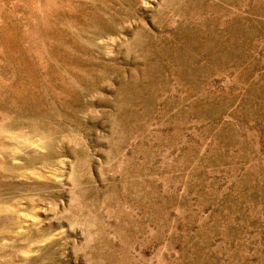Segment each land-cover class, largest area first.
Returning a JSON list of instances; mask_svg holds the SVG:
<instances>
[{"label": "rangeland", "instance_id": "rangeland-1", "mask_svg": "<svg viewBox=\"0 0 264 264\" xmlns=\"http://www.w3.org/2000/svg\"><path fill=\"white\" fill-rule=\"evenodd\" d=\"M0 264H264V0H0Z\"/></svg>", "mask_w": 264, "mask_h": 264}]
</instances>
